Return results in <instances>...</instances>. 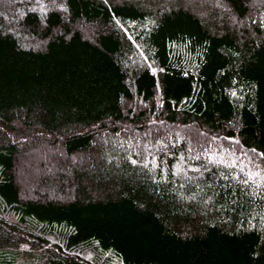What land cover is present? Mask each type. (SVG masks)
Returning <instances> with one entry per match:
<instances>
[{
	"label": "trees",
	"instance_id": "16d2710c",
	"mask_svg": "<svg viewBox=\"0 0 264 264\" xmlns=\"http://www.w3.org/2000/svg\"><path fill=\"white\" fill-rule=\"evenodd\" d=\"M2 1L0 264H264V0Z\"/></svg>",
	"mask_w": 264,
	"mask_h": 264
},
{
	"label": "rangeland",
	"instance_id": "374dc122",
	"mask_svg": "<svg viewBox=\"0 0 264 264\" xmlns=\"http://www.w3.org/2000/svg\"><path fill=\"white\" fill-rule=\"evenodd\" d=\"M153 1H157V0H153ZM195 5H197V7L199 8H203L204 6L206 7H214V8H220V5H218L217 1L216 0H191ZM3 1L1 0L0 1V10H4L6 12V16L10 21L12 20V16L11 14L13 15L15 12H10V8H13L11 6L8 5V8H6L4 3H2ZM10 7V8H9ZM25 41H27V39L25 38ZM47 141H52V138H47ZM38 143V141L36 142H29V141H26L24 143L23 146H20L19 148L20 149H24V148H33L35 146V144ZM39 151H45L47 152L46 150L49 148L48 146L47 147H41V145H38L36 147ZM50 149V148H49ZM48 149V151H49ZM51 150V149H50ZM34 152V151H33ZM31 153V152H30ZM27 167V166H26ZM20 168L16 173H17V176H18V179H19V183H20V187L24 193V195H31V196H35L36 193H41V192H47L48 194L50 195H57L58 196V193L56 192V189L55 188H51L50 186H48L47 184L46 185H41L39 184L38 182L36 183H33L34 179H33V175L34 176H37V171L35 170L36 168L33 167V166H30V167H27V168ZM43 168H38V173L40 172V170H44L45 173H49L50 172V167L47 168L46 166H42ZM36 171V172H35ZM36 173V174H35Z\"/></svg>",
	"mask_w": 264,
	"mask_h": 264
}]
</instances>
